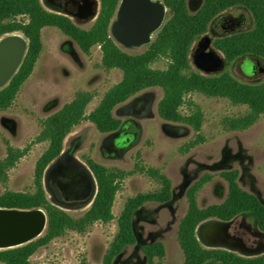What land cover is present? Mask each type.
<instances>
[{"label": "rangeland", "instance_id": "obj_1", "mask_svg": "<svg viewBox=\"0 0 264 264\" xmlns=\"http://www.w3.org/2000/svg\"><path fill=\"white\" fill-rule=\"evenodd\" d=\"M41 2L48 12L65 15L49 10ZM202 5L203 0H188L191 14L197 13ZM99 11L97 9V13ZM168 16L169 11L166 19ZM70 19L84 30H89L96 21H81L71 16ZM19 20L26 21V18ZM233 23L236 24L233 29H226ZM253 28L252 15L244 8H234L220 14L210 24L207 33L192 46L189 55L191 72L205 76L229 73L242 83H264L263 59L245 56L230 63L214 48L217 39ZM203 39L210 41L206 52L213 50L222 58L224 66L221 70L205 73L195 64V50ZM42 43V52L32 75L22 86L13 106L0 113V162L7 157L8 146L29 149L28 154L7 171V180L0 181V196L8 191L34 192L36 164L48 147L47 143H35L45 119L71 103L78 93L93 95L86 109V115H89L123 77L119 70L108 71L104 68L98 46L91 50L90 55H86L56 28L43 29ZM117 44L131 55L144 53L148 46L125 48ZM167 66L168 60L162 59L153 68L164 70ZM162 98L161 89H148L117 106L113 115L122 125L116 132L101 134L92 123L84 121L68 135L63 153L72 154L86 166L89 159L106 168L124 171L128 176L122 182L115 200L114 221L109 224L97 223L82 234L66 232L48 247L39 250L31 258V264H103L104 256L118 233L117 221L127 200L161 188L157 180L139 171V168L157 170L166 176L172 183L173 198L167 204H146L136 212L133 229L137 243L127 247L113 264H147L141 246L155 242L165 245L163 264H184L178 229L188 210L186 193L205 176H213V180L198 193L197 202L201 209L224 202L228 186L220 174L233 170L239 171L240 187L257 196L264 204V115L251 128L232 131L229 121L246 115V106H235L227 99L192 93L185 98L180 111L187 116L196 107L201 110L203 125L197 133L187 125L164 121L158 112ZM196 141L198 143L191 146ZM47 197L52 202L49 194ZM89 208L90 205L82 209L62 210L79 219ZM232 230L247 232L252 241L264 245V233L250 215L235 218ZM260 249H264V246Z\"/></svg>", "mask_w": 264, "mask_h": 264}, {"label": "trees", "instance_id": "obj_2", "mask_svg": "<svg viewBox=\"0 0 264 264\" xmlns=\"http://www.w3.org/2000/svg\"><path fill=\"white\" fill-rule=\"evenodd\" d=\"M98 1V17L89 30H84L69 17L48 12L41 0H0V38L21 33L29 44L18 72L9 85L0 90V113L13 106L22 86L32 75L43 48L42 31L47 27L60 30L86 55H90L91 50L98 46L104 68L108 71L119 70L123 76L121 82L106 93L89 115H86V109L93 95L78 93L71 103L43 121V129L35 143H47L48 147L36 164L34 192L8 191L0 196V208L42 209L48 218L47 230L41 238L28 245L0 251V264H31V258L39 250L48 247L66 232L82 234L97 223L109 224L115 220V200L122 182L128 176L124 171L106 168L89 159L86 161L97 181L98 191L89 210L79 219L54 206L44 189L46 169L62 155L66 138L82 122L92 123L101 134L116 132L122 122L114 117L115 108L139 93L154 88L163 91L158 107L159 116L166 122L187 125L197 133L203 125L201 110L196 107L187 116L180 111L185 98L192 93L227 99L235 106H246V115L229 121L232 131L247 130L264 115V83H242L229 73L205 76L191 72L189 59L195 41L207 33L210 24L220 14L230 9L244 8L251 13L254 28L217 39L214 48L230 63L245 56L264 60V0H203L202 7L195 14L189 12L188 0H163L169 16L155 40L144 53L138 55L124 52L111 36V25L121 0ZM20 18H26V21ZM162 59L168 60L167 68L154 69L153 65ZM196 143L198 141L191 146ZM28 150L8 146L7 157L0 162V181L7 180V171L14 168L28 154ZM139 171L157 180L161 188L127 200L117 221L118 233L104 256L103 264H113L127 247L136 245L133 219L140 208L146 204H167L173 198L172 183L166 176L152 169L145 171L139 168ZM220 177L228 186L226 199L221 204L205 209L198 206V193L213 180V176L203 177L186 193L188 210L178 229V243L183 252L184 264H264V254L246 258L225 250L206 249L197 239L196 230L201 223L211 219L230 222L241 215L252 216L259 230L264 233V204L257 196L240 187L239 171L222 172ZM141 252L147 264H163L166 258V248L162 242L143 245Z\"/></svg>", "mask_w": 264, "mask_h": 264}, {"label": "water", "instance_id": "obj_3", "mask_svg": "<svg viewBox=\"0 0 264 264\" xmlns=\"http://www.w3.org/2000/svg\"><path fill=\"white\" fill-rule=\"evenodd\" d=\"M97 9L100 10V2L89 0L82 18L86 21L96 20L99 14ZM167 12L168 9L160 0L156 3L152 0H121L111 25L112 36L125 48H135L133 46H141L145 43L149 45L152 43L153 35L163 26ZM28 45V40L21 33L8 34L0 38V90L7 87L18 72L26 56ZM209 46L210 41L204 39L203 49L206 50ZM195 64L205 73L217 72L224 66L222 58L213 50L197 56ZM254 69L256 70L255 65ZM62 156L45 171L43 183L47 194L50 193L47 183L51 169ZM73 161L77 171L69 177L71 182L63 186L62 190L67 200L83 203L70 207L51 202L64 210L91 206L98 191L97 181L89 167L76 158ZM232 221L211 219L201 223L196 230L197 239L206 249L225 250L246 258L263 255L264 249L251 250L241 239L231 234ZM47 225L48 218L42 209L0 208V251L23 247L36 241L45 234Z\"/></svg>", "mask_w": 264, "mask_h": 264}, {"label": "flooded vegetation", "instance_id": "obj_4", "mask_svg": "<svg viewBox=\"0 0 264 264\" xmlns=\"http://www.w3.org/2000/svg\"><path fill=\"white\" fill-rule=\"evenodd\" d=\"M45 7L53 12L63 13L65 16L75 17L81 21H86L82 18L84 11L89 4V0H42ZM236 24H229L226 29H233ZM227 37V36H226ZM204 47V39L199 42L198 48L195 50L194 59L196 61L197 56L202 53H206ZM62 158L55 162V165L51 169L49 176V182L47 183L52 202L74 207L83 202L81 201H69L66 199V195L63 193V186L71 182L70 176H72L77 170L74 164V157L69 153H62ZM230 232L233 236L241 239L249 249L257 250L262 248L264 245L257 243L256 240H251L247 232H241L238 230H232V224ZM250 234V233H249Z\"/></svg>", "mask_w": 264, "mask_h": 264}, {"label": "bare ground", "instance_id": "obj_5", "mask_svg": "<svg viewBox=\"0 0 264 264\" xmlns=\"http://www.w3.org/2000/svg\"><path fill=\"white\" fill-rule=\"evenodd\" d=\"M158 0H152V2L153 3H156ZM152 36V35H151ZM21 39V38H20ZM150 39H151V37H150ZM147 43H145V44H142L141 46H133V47H135V48H139V47H142V46H144V45H146Z\"/></svg>", "mask_w": 264, "mask_h": 264}]
</instances>
